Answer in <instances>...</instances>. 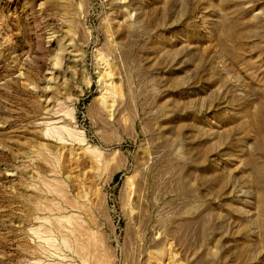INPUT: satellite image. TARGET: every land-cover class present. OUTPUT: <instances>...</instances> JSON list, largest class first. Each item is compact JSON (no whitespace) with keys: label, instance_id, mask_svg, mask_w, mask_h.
Returning <instances> with one entry per match:
<instances>
[{"label":"rangeland","instance_id":"obj_1","mask_svg":"<svg viewBox=\"0 0 264 264\" xmlns=\"http://www.w3.org/2000/svg\"><path fill=\"white\" fill-rule=\"evenodd\" d=\"M0 264H264V0H0Z\"/></svg>","mask_w":264,"mask_h":264}]
</instances>
